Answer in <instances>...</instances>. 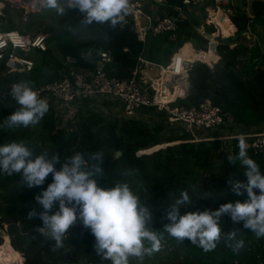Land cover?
<instances>
[{
    "label": "trees",
    "instance_id": "16d2710c",
    "mask_svg": "<svg viewBox=\"0 0 264 264\" xmlns=\"http://www.w3.org/2000/svg\"><path fill=\"white\" fill-rule=\"evenodd\" d=\"M65 2L59 0V6L65 9L63 14L45 6L42 15L32 17L24 25L23 31L34 25L40 28L42 20L51 17L53 23L43 29L48 48L30 52L29 57L34 60L31 72L8 74L5 62L0 63V88L12 80L31 88L60 81L69 73V67L64 64L69 56L77 59L78 67L92 71L100 58L95 50L110 51L113 55V62L106 67L108 77L130 78L132 71L140 65V58L166 66L178 50H185L186 43H191L196 50L205 49L208 40L200 32L201 27L205 33L216 32L213 24L206 23V6H202L186 12L176 33L149 35L143 42L138 38L132 20L126 24L120 20L115 26L111 22L87 24L85 14H78V9L70 8ZM181 4L182 0L159 3L160 16L164 11L177 15L174 9ZM225 9L230 11L235 33L229 37L218 36L220 59L214 69L195 63L189 71L188 94L177 98L171 106L198 107L209 99L223 112L230 113L238 128L260 127L264 125V53L261 47L264 45V0H253L251 5L248 0H241V4L232 0ZM21 18L20 11L5 6L4 15H0V30H18ZM83 29L88 34L81 40L77 31ZM248 29L263 32L259 44L247 39ZM19 107L13 104L0 107V146L23 143L34 157L59 155L61 163L75 153H82L88 168L96 164L102 168V174L95 177L100 187L110 189L117 184H127L139 197L141 205L148 209L151 214L149 227L161 238L160 250L145 254L142 259L129 257L128 264H264V238H257L244 229L242 223L234 224L228 216L222 218L221 227L225 233L238 230L237 239L245 242L239 252L227 247L224 239L215 250L205 252L188 240L178 243L164 231V225L169 223L166 219L169 206L180 198L182 191H188L192 199L191 205L181 207L182 215L188 211L216 210L222 204L247 199L246 193L237 196L229 187V180L244 181L246 177L238 163L233 165L223 156L220 141L190 142L189 134L176 133L169 126L166 113L154 107L143 110V119L119 121L111 114L86 110L79 113L73 131L61 129L57 117L48 108L34 126L7 127L5 119ZM170 143L177 144L137 156L138 151ZM118 151L122 155L115 158ZM96 153L103 154L102 163L92 159ZM237 153L236 149L233 155ZM249 155L264 172V154ZM48 183H51V176L43 188ZM43 188H27L20 174L0 173V245L4 239L1 231L6 226L10 244L22 254L24 264H112L111 260L97 255L93 248L94 236L79 220L65 234L59 247L50 236L37 231L44 227L43 221L38 217L31 220L27 217L32 210L43 211L35 200ZM57 210L58 206L50 214ZM150 247L151 244L145 241V248Z\"/></svg>",
    "mask_w": 264,
    "mask_h": 264
},
{
    "label": "clouds",
    "instance_id": "9594fccd",
    "mask_svg": "<svg viewBox=\"0 0 264 264\" xmlns=\"http://www.w3.org/2000/svg\"><path fill=\"white\" fill-rule=\"evenodd\" d=\"M45 3L61 14L65 11L59 0ZM68 6L85 14L87 24L111 22L115 26L127 13L128 0H68ZM10 96L20 107L5 119L9 128L34 126L48 111L47 102L25 84L15 85ZM237 139L238 153L228 154L227 159L233 165L239 164L246 180H229L228 184L235 195L246 193L247 199L222 204L216 210L188 211L182 215L181 207L192 204L189 192L182 191L180 198L169 206L166 215L169 223L164 225V231L178 243L188 240L208 252L224 239L227 247L239 252L245 242L237 239L238 230L223 231L221 222L225 216L234 224L242 223L257 238H264V172L249 155L246 139L243 136ZM102 155L96 153L92 159L102 163ZM87 165L82 153H75L61 163L59 155L34 157L23 143L0 146V173L20 174L29 189L43 188L51 176V183L35 197L43 211L32 210L27 218L42 220L44 227L37 231L50 236L57 247L62 246L65 234L79 220L95 238L94 251L112 264H128L129 257L142 259L145 254L159 251L160 235L150 229L151 214L141 205L139 197L127 184L110 189L100 187L95 177L102 174V168L99 164L91 168ZM57 206L55 214H50ZM145 241L151 244L150 248H145Z\"/></svg>",
    "mask_w": 264,
    "mask_h": 264
},
{
    "label": "built area",
    "instance_id": "2783aa9c",
    "mask_svg": "<svg viewBox=\"0 0 264 264\" xmlns=\"http://www.w3.org/2000/svg\"><path fill=\"white\" fill-rule=\"evenodd\" d=\"M164 0H128V10L123 14L122 24L132 20L134 29L141 41H145L149 35L156 36L163 33H176L179 21L186 12L202 6L206 11L218 12L227 8L232 0H182L179 7H175L177 15H169L164 11L160 16L159 3ZM208 4V5H207ZM20 11L22 22L29 23L30 19L42 15L46 6L45 0H0V15H4L5 6ZM68 5V0L66 2ZM210 16L206 23L211 25ZM214 25V24H213ZM217 28V26H216ZM218 30V28H217ZM261 31L252 32L250 29L245 33L251 43H260L263 38ZM213 37L208 39L203 50H194L193 59L183 56L178 50L166 66L155 65L144 58H140V65L134 69L130 78H110L106 73V67L113 62L110 51L95 50L100 56L94 70L80 68L75 57H67L64 64L69 67V73L63 75L60 81L42 84L32 88L38 98L47 102L48 108L57 117L59 127L66 131H73L77 127V118L83 110L95 112L106 111L114 119H143V110L154 107L159 112H165L170 127L178 132H185L191 136L190 142L223 141L225 157L234 154L238 149V137L243 136L248 145L249 154H264V131L262 132H239L230 113H225L214 105L209 99L202 102L198 107H172V102L158 100L161 88L162 75L165 71L170 74L171 82L182 87L184 98L189 91V71L195 63H203L210 69H214L220 57L217 52L219 32L212 33ZM264 53V45L261 46ZM48 48L46 35L29 36L18 30H0V63L5 62L8 74L31 72L34 68V60L29 57L32 50L45 51ZM156 66L159 75L155 78L144 76L148 67ZM183 72L187 78H183ZM160 82V83H156ZM186 83V85H185ZM17 84L16 81L7 82L0 88V107L6 104L19 106L10 96L11 89ZM174 102V101H173ZM105 103L108 105L105 106ZM233 129L230 133L221 134L226 129ZM215 132L214 134H210ZM220 133V134H219ZM168 145V144H166ZM165 145L138 151L137 156L150 154ZM6 227V226H5ZM7 228V227H6ZM12 264H24V257ZM0 264H2L0 262Z\"/></svg>",
    "mask_w": 264,
    "mask_h": 264
},
{
    "label": "bare ground",
    "instance_id": "6f19581e",
    "mask_svg": "<svg viewBox=\"0 0 264 264\" xmlns=\"http://www.w3.org/2000/svg\"><path fill=\"white\" fill-rule=\"evenodd\" d=\"M211 18L210 22L218 25L220 31L223 33L225 37H229L230 35L233 34L235 30L234 24L225 17L221 12H211ZM222 35V36H223ZM181 50V53L183 54L184 57L188 59H193L194 55V50L192 47L186 48ZM183 78L186 79L187 75L185 72H183ZM161 83L163 84H168V85H163L160 91V95L158 96V100H162L163 102H173L177 97L183 95L182 87L178 84H173L171 82L170 74L167 73V71L164 72L162 75V79L160 80ZM160 83V82H156ZM21 259V255L17 250H15L11 244H10V239L8 235L4 237V242L0 245V262L2 264H12V262H15L17 260Z\"/></svg>",
    "mask_w": 264,
    "mask_h": 264
},
{
    "label": "rangeland",
    "instance_id": "374dc122",
    "mask_svg": "<svg viewBox=\"0 0 264 264\" xmlns=\"http://www.w3.org/2000/svg\"><path fill=\"white\" fill-rule=\"evenodd\" d=\"M165 1V0H164ZM253 0H248V4L249 5H251V2H252ZM66 2H67V0H66ZM66 2H65V4H66ZM234 3H236V4H241V0H234ZM47 7V6H46ZM15 10V9H14ZM248 11L250 12V7H248ZM211 12H213V11H210L209 13L207 12V17L208 16H210L211 14ZM218 12H221L225 17H227L228 19H230V16H229V13H230V11L229 10H227V9H222V10H220V11H218ZM78 14H83V13H80L79 12V10H78V12H77ZM59 16L61 17V18H65L64 17V15H60L59 14ZM56 17V16H55ZM211 18V17H210ZM230 21H231V19H230ZM232 22V21H231ZM41 22H38V24H40ZM51 23H53V20H52V18L51 17H46V18H44L43 20H42V24H43V26H41L40 28L39 27H37V26H31L29 29H25L24 31H23V27H24V25H26V24H28V23H26V24H24L23 22H22V24L20 25V24H18V31H23V32H21V33H23V34H28L29 36H34V35H40V34H42V35H45L44 34V32H43V29H44V26L45 25H47V24H51ZM214 26L216 27L217 26V28H218V30H217V28H216V32H219V34H221V35H223V33L220 31V29H219V26L218 25H215L214 24ZM1 28H2V26H1ZM200 32H202V33H205V30H204V28L203 27H201L200 29ZM5 31V30H4ZM235 31H236V27H235V30H234V32H233V34L235 33ZM215 32V33H216ZM262 31H261V35H262ZM77 34L80 36V39L81 40H83L86 36H87V34H88V31L86 30V29H83V30H78L77 31ZM232 34V35H233ZM232 35H230V36H232ZM47 36V35H46ZM223 37H225L224 35H223ZM228 37V36H227ZM188 47H191L189 44L186 46V48H188ZM192 47H193V45H192ZM183 48V47H182ZM185 48V49H186ZM194 48V47H193ZM184 49V48H183ZM195 49V48H194ZM83 111H86V109H83L81 112H83ZM102 112V114H104V115H107V113L108 112H106V111H101ZM172 130V129H171ZM173 131V130H172ZM174 132V131H173ZM176 133H178V130H176ZM215 132H211L210 134H214ZM178 143V142H177ZM177 143H170L169 144V146H173V145H175V144H177ZM164 145H166V144H163V146ZM165 148V147H164ZM161 149V148H160ZM225 149V148H224ZM159 150V149H158ZM157 151V150H156ZM155 152V151H154ZM153 153V152H152ZM151 154V153H150ZM222 156V155H221ZM223 156H225V152L223 151ZM216 158L218 159L219 158V154H217L216 155ZM1 233H2V237L4 238L5 237V235L7 236V233H6V227H4V230H2L1 231ZM3 242H4V239H3ZM164 262H167L166 261V259L164 258V260H163Z\"/></svg>",
    "mask_w": 264,
    "mask_h": 264
},
{
    "label": "crops",
    "instance_id": "0c3cea01",
    "mask_svg": "<svg viewBox=\"0 0 264 264\" xmlns=\"http://www.w3.org/2000/svg\"><path fill=\"white\" fill-rule=\"evenodd\" d=\"M186 44H189L191 47H192V44L191 43H186ZM193 50H196L192 47ZM181 50V49H180ZM159 75V69L158 67L156 66H153V67H148L144 73V76L146 77H150V78H155ZM189 75V73H188ZM189 84V82H188ZM186 85V83H185ZM190 85V84H189ZM234 129V128H233ZM233 129H226L224 130L221 134H227V133H230L231 131H233ZM239 129V132H262L264 131V125L260 126V127H254V128H248V129H244V128H238ZM220 134V133H219ZM221 142V141H220ZM222 143V146L224 148V145L226 144L225 142H221Z\"/></svg>",
    "mask_w": 264,
    "mask_h": 264
},
{
    "label": "water",
    "instance_id": "95a60500",
    "mask_svg": "<svg viewBox=\"0 0 264 264\" xmlns=\"http://www.w3.org/2000/svg\"><path fill=\"white\" fill-rule=\"evenodd\" d=\"M204 35H205V37H206L207 40L213 37L212 34H208V33H204ZM234 39H235V38H232V40H234ZM216 40L218 41V37L216 38ZM179 97H181V96H179ZM179 97H177V98H179ZM177 98H176V99H177ZM176 99H175V100H176ZM175 100H174V101H175ZM166 146H169V144H168V145H165V147H166ZM121 155H122V152H121V151H118V152H116V154H115V158H119ZM87 166H88V165H87Z\"/></svg>",
    "mask_w": 264,
    "mask_h": 264
}]
</instances>
